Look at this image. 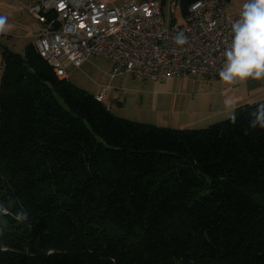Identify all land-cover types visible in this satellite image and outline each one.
Returning <instances> with one entry per match:
<instances>
[{"label":"trees","instance_id":"obj_1","mask_svg":"<svg viewBox=\"0 0 264 264\" xmlns=\"http://www.w3.org/2000/svg\"><path fill=\"white\" fill-rule=\"evenodd\" d=\"M176 1L185 14L197 0ZM258 105L234 124L157 127L58 79L33 43L5 51L0 264H264Z\"/></svg>","mask_w":264,"mask_h":264},{"label":"built area","instance_id":"obj_2","mask_svg":"<svg viewBox=\"0 0 264 264\" xmlns=\"http://www.w3.org/2000/svg\"><path fill=\"white\" fill-rule=\"evenodd\" d=\"M244 2L237 7L223 0H197L181 23L166 18L158 0L121 5L112 0H30L28 14L39 24L35 50L58 79L68 80V66L101 57L111 63L110 77L163 83L185 74L218 76L231 43V24ZM179 32L188 38L183 46L175 43Z\"/></svg>","mask_w":264,"mask_h":264},{"label":"rangeland","instance_id":"obj_3","mask_svg":"<svg viewBox=\"0 0 264 264\" xmlns=\"http://www.w3.org/2000/svg\"><path fill=\"white\" fill-rule=\"evenodd\" d=\"M126 1L129 0H112L114 5H121ZM158 1H163L168 6V19L172 23L182 22V13L176 0ZM229 4L238 7L240 0H231ZM5 46V40L0 39V52ZM24 47V44L15 45L12 50L23 55ZM2 71L0 62V78ZM65 71L69 74V83L90 95L101 93L105 97V104L109 107L113 105L111 113L114 116L169 129H205L228 119V112L224 107V101L228 98L238 101L236 109L264 103V79L249 78L244 82L228 85L220 80L219 75L204 77L185 74L163 83L121 76L110 77L111 63L101 57H90L80 67L70 65ZM116 102L121 104L117 105Z\"/></svg>","mask_w":264,"mask_h":264},{"label":"clouds","instance_id":"obj_4","mask_svg":"<svg viewBox=\"0 0 264 264\" xmlns=\"http://www.w3.org/2000/svg\"><path fill=\"white\" fill-rule=\"evenodd\" d=\"M209 25V27H213ZM7 16H0V34L11 30ZM231 43L224 51L225 62L219 70L220 80L228 85L244 82L249 78L255 80L264 79V0H245L239 19L231 24ZM175 43L183 46L188 43L184 32L175 36ZM238 101L228 98L224 101V107L228 112L229 120L237 122L236 107ZM249 127L264 129V103L257 106L251 114ZM11 202V201H10ZM9 209L0 203V215H9ZM18 222L27 219L23 211L15 213Z\"/></svg>","mask_w":264,"mask_h":264},{"label":"crops","instance_id":"obj_5","mask_svg":"<svg viewBox=\"0 0 264 264\" xmlns=\"http://www.w3.org/2000/svg\"><path fill=\"white\" fill-rule=\"evenodd\" d=\"M29 1L30 0H14L13 2H8L6 0H0V16H7L8 23L12 25L11 30L5 32L4 34H0V39L5 40L6 43L5 48H3V50L0 52V62L2 66H3V53L5 51L16 54L12 50L14 49L15 45L24 44L26 47L27 45L32 44L34 41V33L36 32V30H38L39 24L35 19H33L28 14L27 10H28ZM166 8H168V6L163 4L162 10L164 16L168 18V13ZM26 11L27 14L25 13ZM99 95H101V93L93 96L97 97ZM104 101H105V97L102 103L111 111L113 105L109 107L107 104H105ZM116 104L120 105L121 103L116 102Z\"/></svg>","mask_w":264,"mask_h":264}]
</instances>
